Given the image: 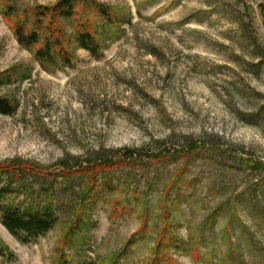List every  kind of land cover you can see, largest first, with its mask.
<instances>
[{"label": "rangeland", "instance_id": "obj_1", "mask_svg": "<svg viewBox=\"0 0 264 264\" xmlns=\"http://www.w3.org/2000/svg\"><path fill=\"white\" fill-rule=\"evenodd\" d=\"M83 1L120 27L55 73L0 5L17 107L0 114V204L57 217L26 241L0 211V264H264V0Z\"/></svg>", "mask_w": 264, "mask_h": 264}, {"label": "trees", "instance_id": "obj_2", "mask_svg": "<svg viewBox=\"0 0 264 264\" xmlns=\"http://www.w3.org/2000/svg\"><path fill=\"white\" fill-rule=\"evenodd\" d=\"M0 5L1 13L11 26L18 44L30 51L44 69L53 73L74 67L73 44L94 57L101 56L106 46L104 40H109L114 28L120 27V18L110 9L83 0H60L54 7L39 6L24 10L21 9L20 0H0ZM81 6L84 10L90 6L98 9L103 23L97 24V29L93 28L95 23L88 14L80 13ZM64 21L73 22L74 34L66 35ZM16 109L10 100L0 98V114L10 116ZM0 211L4 227L13 235L25 234L26 241H36L47 235L57 224L55 213L49 210L23 211L0 204Z\"/></svg>", "mask_w": 264, "mask_h": 264}]
</instances>
